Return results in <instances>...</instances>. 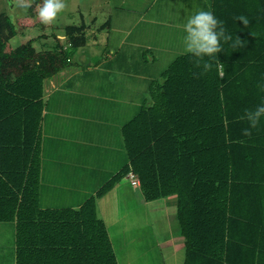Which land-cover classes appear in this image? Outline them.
Returning a JSON list of instances; mask_svg holds the SVG:
<instances>
[{"label":"trees","instance_id":"1","mask_svg":"<svg viewBox=\"0 0 264 264\" xmlns=\"http://www.w3.org/2000/svg\"><path fill=\"white\" fill-rule=\"evenodd\" d=\"M208 7L242 46L217 54L224 69L194 78L185 53L151 78L122 128L127 162L76 209L40 206L41 120L44 83L71 66L85 26L65 27L66 47L12 49L16 25L0 10V222L15 225L16 264H118L96 199L129 172L145 202L175 199L183 264H264V122L249 137L241 119L261 95L264 0Z\"/></svg>","mask_w":264,"mask_h":264},{"label":"rangeland","instance_id":"2","mask_svg":"<svg viewBox=\"0 0 264 264\" xmlns=\"http://www.w3.org/2000/svg\"><path fill=\"white\" fill-rule=\"evenodd\" d=\"M9 1L10 0H0V10L11 17L17 29V35L9 41L8 45L13 49L28 40H32L33 46L37 51L51 49L56 45L63 47L68 46L69 41L65 35V27H79L82 24L79 9L77 5L75 6V3H81L82 7L87 4L85 0H70L69 5L68 0H65L66 8L62 14H60L53 23L44 24L37 15L35 0H31L32 7L27 12L22 11L21 5L25 2H29V0ZM118 1L121 3L123 1L125 5L122 7L120 6L121 8L112 9V12L115 15L119 14L124 16L125 14H129L127 11L130 8H133L135 14L134 17L130 15L131 17L128 19L130 21H133L134 18H138L136 13L143 12L144 10L148 12L150 6L147 0ZM115 4L116 1H114V5ZM177 7V9L181 11L178 3ZM179 11L177 12L179 13ZM187 11H190V9H182L181 13ZM100 12L104 13L103 10H100ZM90 15H92V12L89 13L84 11V20H86V23ZM104 15L105 14H101L98 17L100 23L104 21ZM93 29L92 31L91 29L90 31L87 30L88 32L86 31L85 38L88 43L92 42L94 44L95 41H91L89 37V34L94 31ZM153 29L154 26L151 23L145 24L141 22L137 29L134 30L133 35L126 41L125 46L120 50L118 63L115 61L111 62L110 67L113 72H116V68L118 69L117 64L120 66V57L123 55L125 59L127 57V59H130L132 62L129 61L131 68L129 67L127 69L125 65L123 70L136 69L135 66L137 67V65L135 64H138L140 69L143 67L142 65H146L149 76H151L152 79H157L159 74L171 61V54L172 58H175L177 56L176 54L180 55L185 53L181 47L182 30H176L180 35L171 31L168 33L169 36H167V39L161 41V39L157 37V30ZM142 31V36H140L138 32ZM112 32L113 31L110 32V38L116 41L118 36L114 35ZM159 41L162 42L160 46L158 44ZM140 42L144 43V46H140L142 45ZM169 45L173 47L172 53L170 52ZM116 46L117 44H113L110 50L112 56L116 55L114 52L116 51ZM150 57L153 58V62ZM123 62L126 64L125 60ZM118 76H116L117 79L120 78V76ZM124 77H121L119 83H116L118 84L117 86L121 87L125 92L123 102L120 101L121 103H117L120 105L118 109L122 110V114L132 116V114H136L138 111L137 106L139 105V100L146 94L148 85L144 80L142 83L133 82L137 81V79L141 80V78L127 77L126 75H124ZM146 79L150 78L146 77ZM110 80L112 82L114 81L112 77ZM112 85L113 83L108 86L111 87ZM105 90L108 94L112 92V90L107 88V85ZM56 101L60 102L61 99H56ZM134 105L136 106L134 107ZM70 140L71 139L67 138L64 143L69 144L67 142H70ZM111 140L113 141V137L109 138L106 142ZM88 141L89 140L81 141V143L76 142L71 145L82 144L81 146H85L84 144L88 143ZM65 146L69 147L68 145ZM65 146H63V148H65ZM75 149L77 148L75 147ZM119 150L120 151L117 153V150L106 149L100 154L97 153L99 159L95 156V158H91L89 162L87 161L84 164H82V162L85 159L75 156L73 159L75 163L74 167L76 166V169H78V167H83V169H79L81 170L79 172L82 176L80 180L74 181V184L68 180H63V185L58 184L61 183V180H55L53 184L51 183L53 179L51 173L50 175L48 174L49 177L46 179V173L43 172L40 205L44 208H71V205L83 203L89 196L95 195L93 194V190H96L99 186L104 184L105 180L108 178L107 176L114 175L116 171L127 162L125 150L121 149V145ZM45 163V161L41 162V170L43 169L42 165L46 167ZM87 163L88 165H86ZM86 167H89V170H86ZM95 171H99L100 174H92ZM102 172L104 176H102ZM57 185H59V187ZM90 192L92 193L90 194ZM142 198L139 189L132 186L128 179H122L119 183L115 184L110 191L96 199L97 216L101 218L106 225L118 264H183L184 248L175 217V201L167 202L166 205H164L165 202L163 199L143 203ZM6 229L2 233V242H4V244L7 240V236L9 237V227ZM10 233L12 232L10 231ZM10 239L11 235L8 241ZM174 247H177V249Z\"/></svg>","mask_w":264,"mask_h":264},{"label":"crops","instance_id":"3","mask_svg":"<svg viewBox=\"0 0 264 264\" xmlns=\"http://www.w3.org/2000/svg\"><path fill=\"white\" fill-rule=\"evenodd\" d=\"M85 1L87 2L86 6L82 7L81 3H75V6L77 5L81 23L85 26L84 33L86 34L87 30L90 31L91 29L92 31L94 28V31L89 34V37L91 41L93 40L95 43H88L86 41L84 46L77 48L72 56L71 66L61 70L52 78L47 79L44 83L45 105L41 120L40 158L41 162H46V167L42 165L43 169L40 170L39 196L43 172L46 173V179L51 173V176H53L51 183H53V181L55 182V180H61V183L58 184L63 185L62 181L68 180L74 184V181L81 179L82 174L79 172L81 171L79 169H83V167H78V169H76V166L74 167L75 163L73 159L75 156L85 159L82 162V164H84L87 161L89 162L91 158H95V156L99 159L97 153L100 154L106 149L117 150V153L120 151V145L121 149H124L122 128L135 114L127 116L122 114V110L118 109L120 105L117 103H121L120 101L123 102L125 92L121 87H118L116 83H119V79L126 75L127 77L141 78V80L137 79V81L133 82L142 83L144 80L147 84L151 76H149V71L146 70V65H142L143 67L140 69V66L135 64L139 67L137 68L134 65L136 69L127 70L131 66V61L127 59V57L125 59L123 55L120 57V66H118L117 63L119 61L120 50L125 46L126 41L133 35L134 30L137 29L141 22L145 24L151 23L154 29L157 30V37L160 38L161 41H164L171 31L179 34L176 30H182L177 22L178 17L170 14L173 12L178 13L177 3L181 11L182 9H209V0H147V3L149 1L150 5L148 12H145V10L143 12H138L136 13L138 18H134L133 21H130L128 20L129 17H131L130 15L134 17L135 14L133 8H130L127 11L129 14H125L124 16L119 14L115 15L112 12V9L125 5L122 0V3L118 0ZM114 1H116L115 5ZM68 3L70 5V0H68ZM100 10H103L104 13H101ZM84 11L89 13L92 12V15L87 19V23L85 22L86 20H84ZM181 11H179V13L181 18H183L185 13H181ZM101 14L105 15L104 21L100 23L98 17ZM111 31H113L112 33L114 35L118 36L116 41L115 39L111 40ZM142 33L143 31L138 32L140 36H142ZM161 41L158 42L159 46L162 45ZM113 44H117L116 51H114L116 55L114 56L111 55L110 51ZM141 44L140 46H144V43ZM169 49L172 53L173 47L169 45ZM150 59L152 62L154 61L153 58L150 57ZM172 59L171 54V60ZM124 60L126 64H124ZM113 61L117 62L118 69L116 68V72H113L110 67ZM125 65L127 69L123 70ZM118 75L120 76L119 79L116 78ZM111 77L114 79L113 82L110 80ZM146 77L150 79H146ZM124 78L127 79L126 77ZM111 83H113L111 86L112 88L109 87ZM106 85L108 89L112 90L109 94L106 93ZM56 99H61V101L57 102ZM140 101L141 98L139 104ZM135 106L136 105H134V107ZM138 107L139 105L137 108ZM111 137H113V141H109L110 143L106 142ZM67 138L71 139L70 142H67L69 144L64 143ZM85 140H89L88 143L84 144L85 146H81L82 144L71 145L72 143H81V141ZM63 146H65V148H63ZM75 147L77 149H75ZM86 165H88V163ZM86 168V170H89V167ZM92 174L97 175L100 174V172L95 171ZM102 176H104L103 172ZM110 176H107V179H109ZM123 179L128 178L126 176ZM59 185L57 186L59 187ZM101 186L93 190V194H95ZM135 187L139 189V186ZM91 193L92 192H90V194ZM163 201L165 202L164 205H166L167 202L175 201V199L171 197L163 199ZM143 203H146L144 199ZM81 205L82 203L74 204L71 205V208L75 209ZM41 208L44 207L41 206ZM7 226L9 227V237L7 236V240L4 244V242H2V233L8 228ZM10 231L12 233H10ZM14 233L15 225L13 223L0 222V264H16ZM10 235L11 239L8 241ZM174 248L177 249V247Z\"/></svg>","mask_w":264,"mask_h":264},{"label":"clouds","instance_id":"4","mask_svg":"<svg viewBox=\"0 0 264 264\" xmlns=\"http://www.w3.org/2000/svg\"><path fill=\"white\" fill-rule=\"evenodd\" d=\"M36 12L44 24L53 23L66 8L65 0H35ZM32 2H25L21 9L27 12L31 9ZM178 17V24L182 29L181 47L183 51L190 55L198 71L193 72V77L197 78L208 73L213 67L224 69L219 62L217 54L224 52L226 43H231L233 48L242 46V41L228 31L225 22L218 18L210 9H195L185 12L183 18L180 13H170ZM235 20L242 21L247 25L249 19L244 15H239ZM221 75L224 74L222 71ZM256 88L261 94L258 102L243 110L241 119L248 123V127L242 129L244 136H251L252 131L264 122V76L256 82Z\"/></svg>","mask_w":264,"mask_h":264},{"label":"built area","instance_id":"5","mask_svg":"<svg viewBox=\"0 0 264 264\" xmlns=\"http://www.w3.org/2000/svg\"><path fill=\"white\" fill-rule=\"evenodd\" d=\"M127 178L129 179L131 185L133 186H139V180L137 176L133 172H129L127 175Z\"/></svg>","mask_w":264,"mask_h":264}]
</instances>
